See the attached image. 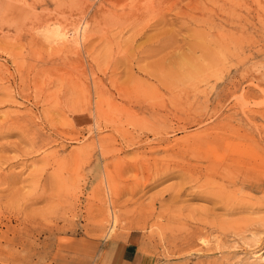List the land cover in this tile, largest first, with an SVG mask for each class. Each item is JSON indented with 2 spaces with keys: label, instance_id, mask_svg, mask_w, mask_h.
Instances as JSON below:
<instances>
[{
  "label": "rangeland",
  "instance_id": "374dc122",
  "mask_svg": "<svg viewBox=\"0 0 264 264\" xmlns=\"http://www.w3.org/2000/svg\"><path fill=\"white\" fill-rule=\"evenodd\" d=\"M129 238L264 264V0H0V264Z\"/></svg>",
  "mask_w": 264,
  "mask_h": 264
},
{
  "label": "crops",
  "instance_id": "0c3cea01",
  "mask_svg": "<svg viewBox=\"0 0 264 264\" xmlns=\"http://www.w3.org/2000/svg\"><path fill=\"white\" fill-rule=\"evenodd\" d=\"M112 255L116 258L111 264H146L147 261L145 255L138 250L137 245L130 238L115 243Z\"/></svg>",
  "mask_w": 264,
  "mask_h": 264
},
{
  "label": "bare ground",
  "instance_id": "6f19581e",
  "mask_svg": "<svg viewBox=\"0 0 264 264\" xmlns=\"http://www.w3.org/2000/svg\"><path fill=\"white\" fill-rule=\"evenodd\" d=\"M83 31H84V29H80V31H78V32H80V33L82 34ZM56 32L58 33L59 30L56 31ZM60 34H62V33L60 32ZM81 34H80V35H81ZM56 35H57V34H56ZM55 37H56V36H55ZM192 71H193V70H192ZM257 253H258V252H257ZM258 256H259V255H258ZM256 258H257V257H256ZM257 259H258V258H257ZM260 259H261V260H264V256H261V257L259 256V260H260Z\"/></svg>",
  "mask_w": 264,
  "mask_h": 264
}]
</instances>
